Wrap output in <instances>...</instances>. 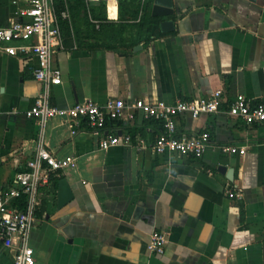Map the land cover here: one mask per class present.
Listing matches in <instances>:
<instances>
[{
	"label": "crops",
	"instance_id": "obj_1",
	"mask_svg": "<svg viewBox=\"0 0 264 264\" xmlns=\"http://www.w3.org/2000/svg\"><path fill=\"white\" fill-rule=\"evenodd\" d=\"M148 1L132 21L157 17L147 41L132 45L129 26L112 48L64 41L54 55L62 82L51 86V100L60 107L87 98L173 104L222 89L219 111L176 116L179 133L210 132L205 153L155 152L162 127L131 108L104 130L86 120L29 118L25 112L44 89L33 73L36 58L0 53V192L43 141L57 157L75 159L41 187L29 239L35 264H264V122L248 124L228 111L239 93L264 101V0H173L167 15H154ZM22 4L0 0V25ZM105 5L107 18L118 22L119 0ZM107 133L130 134L132 143L102 148ZM230 144L246 152L223 151ZM63 178L73 198L59 207ZM155 229L166 234L163 253L148 247ZM15 254L0 244V264H14Z\"/></svg>",
	"mask_w": 264,
	"mask_h": 264
},
{
	"label": "built area",
	"instance_id": "obj_2",
	"mask_svg": "<svg viewBox=\"0 0 264 264\" xmlns=\"http://www.w3.org/2000/svg\"><path fill=\"white\" fill-rule=\"evenodd\" d=\"M16 16L9 24L0 25V53L19 57L34 56L35 78L44 84V89L25 112L29 118H37L42 124L60 116L76 122L86 120L93 128L105 129L108 119L121 118L126 109L140 111L145 118L162 120L164 130L157 136L153 149L157 153L177 152L182 155L201 157L210 144V132L196 135L179 133L176 116L190 112L194 118L203 113L219 111L223 103V90L217 89L198 100H178L169 104L164 100L150 101L138 98L127 104L121 98H110L100 104L87 98L69 107H60L51 100V86L62 82V71L54 64V55L64 46L60 19L71 20L66 7L58 11L54 0H20ZM88 4H117L118 0H85ZM230 115L248 124L264 122V101L252 103L243 93L235 96L229 109ZM131 144L130 134L107 133L100 140L102 148L116 144ZM223 151L245 153L246 148L230 144ZM74 156L57 157L41 141L35 154L28 161V168L15 174L13 184L0 192V244L5 248H16L14 264H35L34 248L29 239L40 206L41 187L50 181L56 172L74 162ZM233 195V192L230 191ZM166 234L152 231L148 247L150 251L163 253Z\"/></svg>",
	"mask_w": 264,
	"mask_h": 264
},
{
	"label": "trees",
	"instance_id": "obj_3",
	"mask_svg": "<svg viewBox=\"0 0 264 264\" xmlns=\"http://www.w3.org/2000/svg\"><path fill=\"white\" fill-rule=\"evenodd\" d=\"M54 1L58 11H61L62 9L67 7L71 14V20L62 19V18L60 19L62 33L65 42L69 38L70 39L72 38V34L74 36L76 20L79 17H81L79 18L80 24H84L86 26L93 25V28L99 26L97 30L94 29L93 32L91 33V36L98 35L96 36L97 39L100 38V35H104L105 38H110L111 40L117 41L119 38L123 39L124 32L128 26L133 30L135 29L133 33L134 34L133 38L135 40L132 43V45L135 43H139L140 41L143 40L147 41L148 39H150L151 35L155 31V28L157 27L158 24L157 17L153 16L150 13H148V15L144 13L138 22H132L139 17L141 7L145 9L147 8L148 5L146 4V2L148 3L149 2L148 0L144 4L142 3V0H119L120 16L118 22L109 20L107 18L106 5L104 3L88 6L85 0H54ZM124 9L126 10V15L130 16L129 18H125V19H129L131 21H127L124 18H122L123 16L122 10ZM93 21L98 22V25L96 23H93ZM77 27L78 26L76 25V29L77 31H79ZM104 45L107 48L115 47V44H113L112 42H106ZM147 119H151L159 123V125L162 127V130H164V125L162 120L152 117ZM115 120L116 119H108L107 124L115 122ZM58 180L59 177H56L55 181L58 182Z\"/></svg>",
	"mask_w": 264,
	"mask_h": 264
},
{
	"label": "water",
	"instance_id": "obj_4",
	"mask_svg": "<svg viewBox=\"0 0 264 264\" xmlns=\"http://www.w3.org/2000/svg\"><path fill=\"white\" fill-rule=\"evenodd\" d=\"M173 11V0H154L153 5V14L154 15H167ZM167 24H162V26H167L171 24V22H166ZM220 170H225L224 166H219ZM229 172H232L229 170ZM232 178L231 176H229ZM73 198V191L71 186L67 182L65 178L59 181V189H58V205L59 207L64 206Z\"/></svg>",
	"mask_w": 264,
	"mask_h": 264
},
{
	"label": "rangeland",
	"instance_id": "obj_5",
	"mask_svg": "<svg viewBox=\"0 0 264 264\" xmlns=\"http://www.w3.org/2000/svg\"><path fill=\"white\" fill-rule=\"evenodd\" d=\"M88 4V3H87ZM91 4H88V6H90ZM81 18V17H79ZM79 18L76 20V24H75V33L74 36L72 34V38L68 39L66 41L67 44H73L76 45L78 47H85V46H103L106 42H112L113 44H115L116 46L118 45V40L114 41L111 40L110 38H105L103 35H100V38L97 39L96 36H91V33L93 32V30H97L99 28V26H96L95 28H93L92 26H86L84 24H80ZM93 23H96L98 25V22L93 21ZM76 25L78 26L77 28L79 29V31H77L76 29ZM66 33V31H65ZM104 38V39H103ZM119 46V45H118Z\"/></svg>",
	"mask_w": 264,
	"mask_h": 264
}]
</instances>
